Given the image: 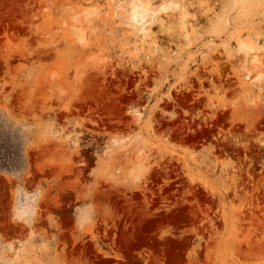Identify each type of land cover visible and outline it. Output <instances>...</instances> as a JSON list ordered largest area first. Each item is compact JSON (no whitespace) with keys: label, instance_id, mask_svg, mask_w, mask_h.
I'll return each instance as SVG.
<instances>
[{"label":"rangeland","instance_id":"rangeland-1","mask_svg":"<svg viewBox=\"0 0 264 264\" xmlns=\"http://www.w3.org/2000/svg\"><path fill=\"white\" fill-rule=\"evenodd\" d=\"M127 1L0 0V264H264V0Z\"/></svg>","mask_w":264,"mask_h":264},{"label":"bare ground","instance_id":"bare-ground-1","mask_svg":"<svg viewBox=\"0 0 264 264\" xmlns=\"http://www.w3.org/2000/svg\"><path fill=\"white\" fill-rule=\"evenodd\" d=\"M91 12H92L91 8H85V9H82L79 12V14L88 15ZM148 15H150L149 10H143L142 11L140 9V4H138L135 0H128L127 4H126V8L122 11V17H124L127 24H129L134 30L141 32V33H144V34L148 33V35H149V34H154V33H152L151 31H145L144 26H143L144 21L146 20ZM79 16H81V15H79ZM73 19H75V16L73 17ZM154 36L153 37L156 39V35H154ZM150 39H152V37ZM241 48L245 49V51L247 53L253 49L252 46L248 45V44L241 45ZM255 57H256V55H254L251 59L253 60V59H255ZM248 58H249V56H248ZM256 79H258L261 82H264V75L258 74L256 76Z\"/></svg>","mask_w":264,"mask_h":264}]
</instances>
